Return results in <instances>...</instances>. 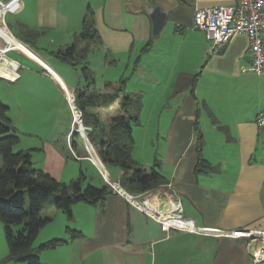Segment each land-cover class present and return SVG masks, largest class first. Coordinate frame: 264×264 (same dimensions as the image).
<instances>
[{"label": "crops", "instance_id": "obj_1", "mask_svg": "<svg viewBox=\"0 0 264 264\" xmlns=\"http://www.w3.org/2000/svg\"><path fill=\"white\" fill-rule=\"evenodd\" d=\"M236 3L237 0H24L21 10L12 14L16 15L18 37L12 34L32 55L14 45L12 36L10 43L18 50L10 53L22 55L28 62V71L50 82V88L71 109L68 94L75 96V91L87 83H82L80 75L76 79L69 76L52 60L53 53L75 42L90 14L100 40L92 45L89 55L96 56L100 63L106 53L103 65L110 72L115 69L111 61L121 62L118 56H127V69L133 65L132 73L139 76V85L133 81V87L138 85L134 91L143 96L140 125H156L155 134L150 137L153 149L149 166L159 160V170L167 180L152 190L156 200L162 206L171 199L180 200L184 216L193 220L198 229L213 228L226 233L264 230V129L257 125V117L264 110V76L244 71L251 65L247 36L237 35L215 50L207 34L194 26L198 9ZM154 6H161L167 13L166 25L158 36L153 34L150 16ZM60 29L61 38L52 39L58 49L48 53L45 32L58 34ZM12 60L20 64L19 79L0 77L10 88L24 80L20 73L23 65ZM198 74L193 92L187 89L174 93L181 75ZM108 78H103L105 84H118ZM113 88L102 93H113ZM150 92L162 94L153 105L149 103ZM1 101L9 107V117L20 136L19 151H30L32 162H40L35 168L58 181L68 184L75 180L83 168L77 164L73 170L68 162L74 156L68 140L74 120L69 129L54 130L44 135L40 143L24 142L12 104ZM111 109L100 110L104 124L109 125L116 117H112ZM105 118L109 119L106 123ZM198 126L204 140L203 157L218 168L214 173L196 172ZM135 129L136 126L133 133L137 140ZM83 143L85 149L77 139V149L72 148L77 157L73 158L94 163L85 152L84 140ZM134 151L137 152L136 147ZM140 156L135 159L141 161ZM95 165L99 170L93 166L89 184L102 188L110 180L120 185L122 171ZM73 215L70 221L63 211L55 213L63 218L67 228L52 233L44 242L59 238L68 243L43 251L41 260L45 258L46 264H52L51 258L61 253L67 264H253L254 255L261 248L259 241L249 239L201 231H165L161 223L117 193L109 195L103 204L74 205ZM68 228L80 231L83 237L71 240Z\"/></svg>", "mask_w": 264, "mask_h": 264}, {"label": "trees", "instance_id": "obj_2", "mask_svg": "<svg viewBox=\"0 0 264 264\" xmlns=\"http://www.w3.org/2000/svg\"><path fill=\"white\" fill-rule=\"evenodd\" d=\"M34 36L33 32H29ZM100 40L99 32L93 21L85 20L83 30L77 34L75 42L67 48H60L53 55L75 69L80 68L86 87L75 91V104L82 112V121L87 136L97 150L102 163L108 167H119L123 171L120 186L128 193L138 196L167 183L159 170V160L150 169L141 165L133 156L135 147L134 126L140 125L142 110L141 95L123 94L126 80L119 82L113 93H90L95 84L94 71L90 68L88 57L92 45ZM198 75H181L174 93L187 89L192 92ZM119 101L120 115L114 117L109 125L102 121L100 110L110 109ZM197 133L198 162L196 172L208 174L218 171L202 154L203 135ZM83 139L78 132L71 138L75 150ZM20 136L12 119L9 107L0 99V220L4 225L5 238L9 248L8 260L18 263L43 264L41 253L68 243L66 239H52L38 247L35 242L41 231L53 219L43 214L47 206L63 211L70 221L73 220V206L79 203L98 205L115 193L111 186L102 188L94 185L85 187L86 173L82 170L77 179L69 185L61 183L42 169L35 168L30 151L15 152ZM85 149V147H84ZM87 153V151L85 150ZM54 197L52 200L51 197ZM71 240L81 239L83 234L68 228Z\"/></svg>", "mask_w": 264, "mask_h": 264}, {"label": "rangeland", "instance_id": "obj_3", "mask_svg": "<svg viewBox=\"0 0 264 264\" xmlns=\"http://www.w3.org/2000/svg\"><path fill=\"white\" fill-rule=\"evenodd\" d=\"M16 15L9 14L6 17V23L10 29V31L18 37L17 34V19L15 17ZM87 20H90L91 16L88 14ZM60 33L58 34L53 33L51 34L50 32L46 33L45 32V40L47 41V46L46 50L48 53L51 51H56L58 49V44L52 42V39H57L59 38L63 30L60 29ZM61 38V37H60ZM49 55V54H47ZM98 56V55H97ZM103 56V62L100 60V63H97L96 56H93V54L89 55L88 61L91 62L90 68L94 71V77H95V84L92 87L93 92L97 93H102L104 92L108 87L114 86L112 90L115 91V88H117L118 84L122 80H126V86L122 92L123 94H134L137 93L136 89L134 87H138L139 85V76L138 74L132 73L133 72V65L129 66L130 68L127 69L128 67V62H127V56H118V59H122L121 62H110L111 66H115L114 71L110 72L106 69V67L103 65L105 62V59L107 57L106 53L102 54ZM8 57L11 59L18 60L22 65L23 68L20 70V73L23 74L24 80L14 88H10L3 84L0 80V98L5 101H9L12 104V113L14 115L15 121L18 124L21 133V139L25 140L24 142L30 141L33 143H40L42 142V139H44V135H48L52 131H56L59 128H64L67 127L68 129L70 128V125L72 121L74 120V129H78L79 125L76 124L75 122V112L71 106V109L67 106H65L64 102L61 100V97L53 91L51 87V83L48 82L45 79H41L40 77L33 75L31 72L28 71V62L22 57V55L18 53H10L8 54ZM95 59V60H94ZM53 61L57 62L58 65L62 66L65 68V71L68 73L69 76H71L73 79L80 78L82 80V83H84V78L82 76V71L80 68H73L69 65H66L63 61H61L58 58L52 59ZM27 62V63H26ZM106 75V76H105ZM104 77H109L108 79H111V81H114L113 83H118L117 85H112V83L108 82L105 84V80H103ZM132 77V78H131ZM132 79V80H131ZM133 81H135L138 85H135L133 87ZM92 93V92H90ZM140 94V92H138ZM137 93V95H139ZM141 95V94H140ZM162 96V94H155L154 92H150L148 94L149 97V103L150 105H153L156 100H158V97ZM142 97V102H143V96ZM76 99V98H75ZM76 105V104H75ZM77 107V106H76ZM71 110V111H70ZM120 105L119 101L112 107L110 113L112 117L120 115ZM111 117L109 116V119ZM143 117H140V121H142ZM57 119H60V122H57ZM108 118H105V123L109 120ZM111 121V120H110ZM109 123V122H107ZM106 123V125H108ZM155 127L156 125L154 124H148V125H137L135 129V147L136 151L133 150L132 156L135 159L136 155H141V161H138L141 165L145 166L146 168L150 169L151 166H149V155H150V150L153 149L151 146L152 140L150 137H153L155 134ZM135 128V126H134ZM31 133L34 136H29ZM41 137V138H40ZM40 138V139H39ZM69 140V139H68ZM71 141L70 146H71ZM150 144V145H149ZM155 144V141L153 142ZM27 145V143H25ZM72 147V146H71ZM19 144L16 145L15 147V152H19ZM140 150V151H138ZM72 151V150H71ZM96 154L97 150L95 149ZM136 152V154H135ZM73 155V153H72ZM74 157V156H73ZM69 158V166H82L83 171L87 175V179L85 181V187L90 185V182H87L90 177L93 175V170L94 167L98 169V167L94 163H90L87 161L83 162H77L75 158ZM90 159L92 160L91 155H89ZM97 157V155H96ZM94 160V159H93ZM40 162H37V159L33 162L34 167H38ZM96 163V162H95ZM99 165V164H98ZM94 166V167H93ZM100 166V165H99ZM40 167V166H39ZM118 170L122 171L119 167H117ZM97 172V171H95ZM123 172V171H122ZM80 175V174H79ZM79 177V176H78ZM76 177V179L78 178ZM116 179V178H113ZM70 182V181H69ZM63 183V182H61ZM68 183L67 185H69ZM93 185V184H91ZM52 200L54 197H51ZM57 212V209L51 206H47L44 209L43 214L48 216H52L54 219L51 224H49L44 231L41 233V237L36 240L35 242V247L40 246L42 243H45L44 239L46 237H50L52 233H58L61 229L67 228V224L62 220V217H57L55 216V213ZM54 215V217H53ZM49 216V217H50ZM65 216V215H63ZM74 229V228H71ZM8 254H9V248L8 244L5 238V232H4V225L0 220V264H27V263H18V262H13L8 260ZM43 264H46V259L41 260ZM51 263L52 264H67L65 255L61 253L59 256H53L51 258Z\"/></svg>", "mask_w": 264, "mask_h": 264}, {"label": "built area", "instance_id": "obj_4", "mask_svg": "<svg viewBox=\"0 0 264 264\" xmlns=\"http://www.w3.org/2000/svg\"><path fill=\"white\" fill-rule=\"evenodd\" d=\"M24 0H0V68L12 75L10 80H18L20 64L8 57L12 51L18 50L8 40L13 36L7 23L6 17L9 14L18 13ZM194 26L207 34L212 43L213 49L217 50L230 42L237 35H245L249 39V53L251 56V65L244 69L245 72H253L264 76V0H237L233 6H216L198 9L194 16ZM0 77H2L0 75ZM6 78V77H3ZM71 106L75 112V122L77 125L83 124L82 112L75 105V96L69 97ZM84 125V124H83ZM257 125L264 129V110L257 117ZM78 129H74L68 136L71 140L73 134ZM88 128L84 132L87 135ZM93 151L96 153L94 146ZM72 153L77 157L75 151ZM86 150L94 159L90 147ZM113 191L123 197L128 202L140 209L151 219L162 224L165 231L171 229L180 231H201L207 235L229 236L236 239H249L250 241H259L260 250L254 255L253 264H264V230H235L226 233L220 229L195 227L194 221L184 216V208L180 200H169L166 206H162L153 196L152 190L142 195H132L123 189L119 184L108 180Z\"/></svg>", "mask_w": 264, "mask_h": 264}, {"label": "water", "instance_id": "obj_5", "mask_svg": "<svg viewBox=\"0 0 264 264\" xmlns=\"http://www.w3.org/2000/svg\"><path fill=\"white\" fill-rule=\"evenodd\" d=\"M150 16L151 19L153 21V34L154 36H158L162 30L164 29L166 22H167V13L164 12L163 8L161 6H154L153 9L150 12ZM52 73V71H50ZM66 89V87H65ZM67 94L69 93L68 90L66 89ZM69 96V94H68ZM72 97H74V95L72 94ZM85 130V126L83 124L79 125L78 128V133L80 134V136L83 138L85 145L87 147H92V143L90 142V140L88 139V136L86 135V133L84 132ZM97 158L99 159V162L101 164V166L104 168V165L99 157L98 154ZM93 162L95 163V161L93 160ZM96 164V163H95Z\"/></svg>", "mask_w": 264, "mask_h": 264}, {"label": "bare ground", "instance_id": "obj_6", "mask_svg": "<svg viewBox=\"0 0 264 264\" xmlns=\"http://www.w3.org/2000/svg\"><path fill=\"white\" fill-rule=\"evenodd\" d=\"M10 36H11V35H10ZM12 37H13V36H12ZM8 40L10 41L11 38L9 37ZM18 41H19V40H18ZM12 43H13L14 45L19 46L20 49H21L22 51H24L25 53H27V54H29V55H32L31 51H30L29 49H27L25 46H23L24 44H23L22 42H21L22 44H21L20 42H17L15 37H14V39L12 40ZM0 75H1L2 77H6V78H12V75H11L10 73L6 72V71H5L4 69H2V68H0ZM69 97L71 98V97H72V94H70ZM93 150H94V149L91 147V148H90V151H91L92 154H93L94 161L97 162L96 164H99V165L101 166V164H100V162H99V159L96 157V155H95V153L93 152Z\"/></svg>", "mask_w": 264, "mask_h": 264}]
</instances>
